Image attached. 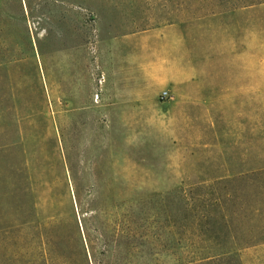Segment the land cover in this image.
Here are the masks:
<instances>
[{"label": "rangeland", "instance_id": "rangeland-1", "mask_svg": "<svg viewBox=\"0 0 264 264\" xmlns=\"http://www.w3.org/2000/svg\"><path fill=\"white\" fill-rule=\"evenodd\" d=\"M0 264H264V0H0Z\"/></svg>", "mask_w": 264, "mask_h": 264}, {"label": "trees", "instance_id": "trees-1", "mask_svg": "<svg viewBox=\"0 0 264 264\" xmlns=\"http://www.w3.org/2000/svg\"><path fill=\"white\" fill-rule=\"evenodd\" d=\"M34 209H35V205H34ZM42 242L44 243V240ZM228 252H229L228 249H221L220 253H216L215 255L226 254ZM215 255H211V256H215Z\"/></svg>", "mask_w": 264, "mask_h": 264}, {"label": "built area", "instance_id": "built-area-1", "mask_svg": "<svg viewBox=\"0 0 264 264\" xmlns=\"http://www.w3.org/2000/svg\"><path fill=\"white\" fill-rule=\"evenodd\" d=\"M165 94H167V93H165Z\"/></svg>", "mask_w": 264, "mask_h": 264}]
</instances>
